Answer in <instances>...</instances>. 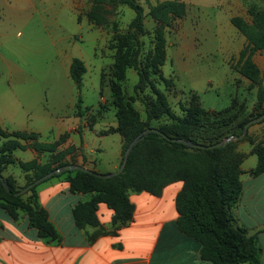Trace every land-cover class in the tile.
Segmentation results:
<instances>
[{
	"label": "trees",
	"instance_id": "trees-1",
	"mask_svg": "<svg viewBox=\"0 0 264 264\" xmlns=\"http://www.w3.org/2000/svg\"><path fill=\"white\" fill-rule=\"evenodd\" d=\"M89 1L91 7L86 12V18L96 26L107 22L110 13L108 8L124 5L134 13L129 25L131 31L121 33L115 28L108 45L114 52L109 88L117 126L104 133H117L121 136V161L128 145L145 129L154 128L170 139H183L208 146L229 136H240L247 122L264 113L263 92L260 88L261 72L252 59L257 52H264V0L261 9L249 8L250 21L242 17H233L230 20L231 25L246 41L245 48L239 53L236 71L250 82V88L258 86L257 103L254 106V111L258 113L240 123L238 134H215L204 140L195 137V130L201 127L207 118V112L200 106L198 96L190 95L188 104L181 106L182 115L177 116L168 102L166 93L158 89L150 77L158 76L166 88L173 86V81L161 73L166 61L165 29L170 28L175 20L185 16V4L177 0H167L148 9L147 15L156 23L153 30L154 41L152 49L141 60L139 37L145 34V29L143 9L138 0ZM131 68L138 77L135 90L142 92L146 87L151 90L152 96L144 101V119L132 106L131 101L125 100L121 89L120 82L126 79V72ZM85 72L83 62L73 59L69 70L73 82L79 85ZM100 77L102 86L104 78L102 75ZM76 109L79 117L85 112L80 97L77 99ZM163 118L168 122L156 127L150 125L151 122H158ZM214 125L227 127L226 124L223 126L217 122ZM20 141L26 145H22ZM63 141L64 137L57 142L45 144L38 142L35 134L6 133L0 129V175L8 165L15 164L12 153L16 150L30 149L38 154L47 153L49 156L43 164L37 160L16 163L27 173L22 188L56 168L73 164L65 161V157L73 152L72 148L58 151V146ZM242 141L252 146L251 152L256 156L257 164L251 175L257 177L264 173V140L255 142L248 131L242 140L211 150L191 149L181 143L166 140L158 134L149 133L142 136L133 147L123 171L115 177L100 179L81 171H65L53 177L65 175L71 193L90 195L88 201L78 203L72 211L79 229H96L88 235L89 242L105 234L96 215L100 204L112 211L111 225L117 229L127 224L133 216L134 207L129 202L128 192H146L159 196L166 186L181 182L182 188L175 197L177 226L181 233L199 243L200 258L212 264H260V248L255 238L247 236L243 229L235 225L230 212L241 195L240 165L245 156L236 150V146ZM1 177L8 185L9 192L4 190L0 181V209L5 210L12 219L17 218V211H22L29 226L37 230L40 238L58 239L46 212L36 201L35 189L39 184L21 196H14L13 194L22 188L15 187L12 177ZM25 195L26 199H23Z\"/></svg>",
	"mask_w": 264,
	"mask_h": 264
},
{
	"label": "crops",
	"instance_id": "crops-1",
	"mask_svg": "<svg viewBox=\"0 0 264 264\" xmlns=\"http://www.w3.org/2000/svg\"><path fill=\"white\" fill-rule=\"evenodd\" d=\"M177 1L186 6L185 16L177 23V56L183 57L180 59L183 64L195 44L200 43V40L192 37L197 24L193 21L190 7L197 10V14H202L212 6L218 12V17L224 15L225 20L212 24L216 28L214 37L226 53V62L234 50L239 55L240 38H244L229 26H232L231 18H243V13L233 6V0H219V3L211 5L206 0ZM22 4L23 0H0L2 46L8 47L10 43L7 41V31L13 29L12 27L24 26ZM78 18L77 22L82 23ZM84 23L88 26L86 20ZM88 30L98 32L89 27ZM64 44L58 49L56 61L62 73L61 79L66 85V92L56 91L50 100L38 87L22 84L25 77L17 66L8 63L3 57L0 58V77L6 82V86L0 88V129L6 133L35 134L37 141L45 144L57 142L64 137L58 151L73 149V152L65 157V161L73 163L70 165H79L99 174L113 173L120 165L123 140L117 133L104 132L116 128V119L115 123L97 129L95 125L99 118L103 119V113L97 119L89 121L91 111L82 107L85 112L81 117L77 115L78 94L74 91L76 84L71 79L69 70L73 59H79L85 67V57H88V53L83 44L71 39L70 34ZM103 46L102 43L100 47L103 49ZM89 56L95 59L103 57L99 55V48L95 44ZM112 56L108 55L111 65ZM243 79L247 84L248 80ZM263 131L264 122H261L256 129H249L248 134L252 139L255 138V142H259L264 140L258 139ZM20 143L26 145L23 141ZM109 143L116 149L111 158L107 159L103 153L105 145ZM236 150L245 157L240 165L241 195L230 212L235 225L243 229L247 236L255 238L260 248V264H264V173L257 177L251 175L257 158L252 154V146L248 142L242 141ZM12 157L15 164L8 165L1 175L12 177L15 187L22 188L27 173L16 163L37 160L43 164L49 156L47 153L38 154L26 149L14 151ZM15 167L19 168L20 172L14 171ZM181 188L182 183L175 182L166 186L159 196L146 192H128L129 202L134 207L133 216L127 224L117 229L111 225L112 211L100 204L96 215L105 234L89 242L88 235L96 229H79L72 211L78 203L88 201L90 195L71 193L65 175L49 178L36 187V201L46 212L58 239L40 238L37 230L29 226L22 211H17V218L12 219L5 210L0 209V264H212L200 258L199 243L178 229L175 197Z\"/></svg>",
	"mask_w": 264,
	"mask_h": 264
},
{
	"label": "rangeland",
	"instance_id": "rangeland-1",
	"mask_svg": "<svg viewBox=\"0 0 264 264\" xmlns=\"http://www.w3.org/2000/svg\"><path fill=\"white\" fill-rule=\"evenodd\" d=\"M206 2L211 5V3H219V0H206ZM139 3L144 14L145 34L139 37L140 59L143 60L152 49L153 30L156 26V23L147 15L148 9L158 1L139 0ZM232 4L239 12L243 13V18L246 21H250L249 8L258 10L263 7L262 0H233ZM22 5L24 26L12 27L13 29L7 31V41L10 43L7 42L8 47L0 44V58L3 57L8 63L17 66L25 77L22 84L38 87L50 100L56 91L66 92V85L61 79L62 73L56 59L59 47L65 45L66 38L70 34L71 39L83 44L88 53V57H85L86 72L80 84L75 83L74 90L82 100V107H87L91 111L88 120H95L103 113V119L99 118L95 125L97 129H102L106 124L115 123L114 106L111 105L109 88L111 59L108 58V55L112 56L114 52L108 48V45L115 28L121 33L131 31L129 25L134 17L133 11L124 5H117L113 9L108 8L110 13L107 22L104 25L96 26L86 18V12L91 7L89 0H23ZM190 8V13H192V17L194 16L193 21L197 24V29H194L192 37L200 40V43L195 44V48L190 51L188 59L183 64L180 61L183 57L177 56L178 50L176 49L177 23L181 19L175 20L170 28L165 29L167 59L161 71L165 78L173 81V86L166 88L158 76L150 75V77L155 86L166 93L168 102L177 116L182 115L181 106L185 107L188 104L190 95L198 96L200 106L207 112V118H205L204 124L195 130L197 139L204 140L211 135L228 132L238 134L240 123L258 113L254 111L258 86L250 88V82L247 81L246 84L243 81L244 79L236 71L239 58L237 51L234 50L226 62V53L220 48L218 40L214 37L213 32L216 28L212 24L225 20L224 15L218 17V12L212 6H209L202 14H197V10L193 7ZM77 17L82 23L77 22ZM85 20L88 26L84 23ZM88 27L98 32H91ZM229 27H232L231 29L236 32L233 26ZM18 32L21 34H17ZM102 43L103 49L100 47ZM94 44L99 48V55L101 54L103 57L95 59L89 56ZM245 46L246 41L240 38L239 50ZM253 59L261 72L260 88L263 92L262 107H264V52H257ZM101 75L104 78L102 86H100ZM1 78L2 76L0 77V88H4L6 82ZM137 80V74L131 68L127 70L126 79L120 82V85L125 100H130L132 106L144 119V101L152 95L148 87L144 88L142 92L135 90ZM230 106L231 108H229ZM216 113L218 114L216 115ZM167 122L168 120L163 118L158 122H151L150 125L156 127ZM216 122L222 123L223 126L226 124L227 127L214 125ZM261 122H264V119L251 125L248 130L256 129ZM260 138H264V131L260 133L258 139ZM253 140L256 141L255 138ZM240 143H237V146ZM115 149V146L110 143L105 145L103 156L110 159ZM14 169V171L20 172L19 168L15 167ZM23 199H26V195L23 196Z\"/></svg>",
	"mask_w": 264,
	"mask_h": 264
},
{
	"label": "water",
	"instance_id": "water-1",
	"mask_svg": "<svg viewBox=\"0 0 264 264\" xmlns=\"http://www.w3.org/2000/svg\"><path fill=\"white\" fill-rule=\"evenodd\" d=\"M262 119H264V113L261 116H259V117L255 118V119L247 122L244 125L243 130H242V134L240 136H234V135L233 136H229V137H226L224 140H222V141H220L218 143H215L213 145H208V146L195 144V143H192L191 141H185L183 139H170V138L166 137L162 132L158 131L157 129L148 128V129H145L144 131H142V133H140L137 137H135L133 139V141L128 145V147L124 151V154H123V157H122V161H121L118 169L115 172H113V173L99 174V173H95L93 171L87 170L84 167L79 166V165H65V166H61L59 168H56V169L50 171L49 173L45 174L44 176L36 179L35 181H33L32 183L28 184L24 188H22L19 191L15 192L13 195L14 196H21L24 193H26L29 189H31L32 187L44 182L45 180L53 177L54 175L61 174V173L65 172V171H81V172L92 174L95 177L100 178V179H109V178L115 177V176L119 175L123 171V169L125 167V164H126V161H127V158H128V154L131 152L133 147L139 142V140H140V138L142 136L147 135L149 133L158 134L159 136H161L162 138H164L166 140H169V141L175 142V143H181L182 145H184V146H186L188 148H191V149L211 150V149H215V148L224 147L228 143L233 142V141L242 140L244 138V136L246 135V133L248 131V128L251 125L260 122ZM0 181L3 183L4 190L6 192H9L8 185L3 181V178L1 177V175H0Z\"/></svg>",
	"mask_w": 264,
	"mask_h": 264
}]
</instances>
